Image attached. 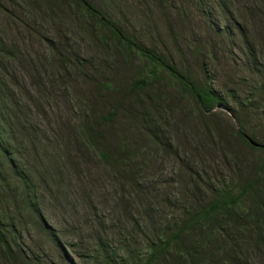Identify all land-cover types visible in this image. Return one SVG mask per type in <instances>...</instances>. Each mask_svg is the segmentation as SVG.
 I'll return each instance as SVG.
<instances>
[{"label":"rangeland","instance_id":"rangeland-1","mask_svg":"<svg viewBox=\"0 0 264 264\" xmlns=\"http://www.w3.org/2000/svg\"><path fill=\"white\" fill-rule=\"evenodd\" d=\"M89 1L221 103L208 113L168 72L151 80L152 65L118 48L75 0H0V142L13 159L0 158V219L31 257L19 263L0 248V264H102L99 241L129 262L213 187L249 182L239 233L224 226L197 260L264 264V227L251 221L264 214V0ZM87 129L115 161L84 143ZM239 129L259 146L236 140ZM19 176L39 214L20 213Z\"/></svg>","mask_w":264,"mask_h":264},{"label":"trees","instance_id":"trees-1","mask_svg":"<svg viewBox=\"0 0 264 264\" xmlns=\"http://www.w3.org/2000/svg\"><path fill=\"white\" fill-rule=\"evenodd\" d=\"M75 2L83 8L87 15L93 17L101 27H105L108 37L114 40L118 48L125 52L134 51L144 61L152 65L149 71L151 80L155 78L158 69L164 70L177 81L181 88L187 91L192 101L203 111L209 113L215 105L221 103L220 96L215 94L210 86H202L197 80L192 79L188 73L179 72L174 67L169 66L161 57L142 48L134 39L122 32L115 22L105 18L103 12L94 7L89 0H75ZM147 83V78L134 81L131 83L129 90L131 93L139 92L147 87ZM113 115L114 113L110 112L109 119ZM84 133L87 134V138H84L86 140L84 143L94 152L99 151L98 156L105 164H111V162L115 161V159L112 160L113 156L109 153L108 148L107 150L98 149L96 144L91 141L92 129H87ZM96 137L94 135V138ZM235 138H237L236 140L250 143V139L245 136V132L242 129L237 130ZM2 146L0 142V158H3L5 163L11 166L13 159L10 157L9 151ZM261 147L264 148V146ZM117 151L121 154L120 149ZM122 155L124 153L120 157ZM19 178L16 187L18 194L17 196L15 195V199L18 200L17 205L22 206L19 210L20 213L26 211L29 216L39 214L40 210L32 184L23 176H19ZM255 183L257 182H249L242 190L237 192L230 190L226 185H221L217 188L213 187V195L207 204L195 210H185V216L182 218L181 223L176 224L172 230L163 226L159 236L157 235L156 238L147 241L143 251L140 254L136 253L135 258L129 262H127V253L117 256L119 252L116 249H110L103 241H99L95 254H104L105 257L102 264H200V260H197V256L200 253V245L212 240L224 226L233 225L234 232L239 233L235 212H238L241 200L246 195L250 196ZM252 197L254 198L255 196L252 195ZM251 205L254 207L260 206L254 202H251ZM251 221L256 223L254 227L263 228L264 214L257 212L252 216ZM136 224H138V221H136ZM8 225L0 219V248L2 252L12 256L19 263H22L24 259L31 260L29 254L23 252L15 240V228L12 225ZM189 237H194V240H190ZM110 250V254H107Z\"/></svg>","mask_w":264,"mask_h":264},{"label":"water","instance_id":"water-1","mask_svg":"<svg viewBox=\"0 0 264 264\" xmlns=\"http://www.w3.org/2000/svg\"><path fill=\"white\" fill-rule=\"evenodd\" d=\"M250 144L254 147H258L259 145L257 143H255L254 141L250 140Z\"/></svg>","mask_w":264,"mask_h":264}]
</instances>
